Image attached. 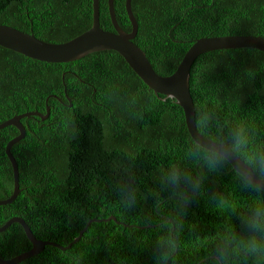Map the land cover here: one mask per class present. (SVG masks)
<instances>
[{
  "label": "trees",
  "instance_id": "16d2710c",
  "mask_svg": "<svg viewBox=\"0 0 264 264\" xmlns=\"http://www.w3.org/2000/svg\"><path fill=\"white\" fill-rule=\"evenodd\" d=\"M132 8L139 24L134 42L163 76L177 70L200 38L264 37V0H133ZM115 10L120 26L131 32L126 0H115ZM93 14V0H0V24L52 43L90 29ZM100 19L105 30H115L108 0H100ZM191 73L203 135L215 139L239 127L254 143L264 144V52H208ZM47 106V119H22L26 136L12 148L21 192L0 206V227L22 217L38 239L66 247L92 219L115 216L117 221L92 222L69 249L48 245L19 264H159L155 243L172 235V225L166 233L162 218L178 214L159 176L175 164L204 172L206 179L183 215L171 264H212L211 250L226 231L247 238L240 215L264 195L243 191L232 170L207 171L200 161L188 159L196 141L183 108L149 88L117 51L49 63L0 46V124L30 111L46 115ZM19 133L14 125L0 130V200L14 192L6 147ZM129 183L138 198L130 209L121 202ZM32 247L20 223L0 233L4 259ZM236 264H264V257L240 258Z\"/></svg>",
  "mask_w": 264,
  "mask_h": 264
},
{
  "label": "water",
  "instance_id": "95a60500",
  "mask_svg": "<svg viewBox=\"0 0 264 264\" xmlns=\"http://www.w3.org/2000/svg\"><path fill=\"white\" fill-rule=\"evenodd\" d=\"M132 1L126 0V10L132 23L131 32L125 31L120 26L115 10V0H108L110 16L115 30H105L101 25L100 0H93L94 14L92 27L72 40L61 43L47 42L32 33L24 32L9 25L0 24V46L21 53L27 57L49 63H69L80 60L95 52L105 50L117 51L149 88L157 94L175 99L177 104L183 108L189 133L195 141L206 137L198 129L196 106L191 93V69L195 61L203 54L224 49L250 48L264 52V37L258 35H224L200 38L190 47L177 70L171 75L163 76L155 71L146 52L134 42L139 32V24L133 12ZM50 111V106H47L46 115L41 112L30 111L16 115L0 124V130L14 125L20 131V134L9 141L6 147L7 155L11 160L14 170V192L8 199L0 200V206L11 204L21 192L19 165L16 157L12 153V148L26 136L27 130L22 123V119L24 117L38 115L45 120L49 117ZM101 220L117 221V218L111 216L105 219H92L80 232L79 236L69 246L65 247L53 241L38 239L24 218L13 217L5 225L0 227V233L6 231L13 223H20L29 240L32 242L33 247L31 250L12 259H4L0 254V264H19L39 254L48 245L67 250L81 240L92 222Z\"/></svg>",
  "mask_w": 264,
  "mask_h": 264
},
{
  "label": "clouds",
  "instance_id": "9594fccd",
  "mask_svg": "<svg viewBox=\"0 0 264 264\" xmlns=\"http://www.w3.org/2000/svg\"><path fill=\"white\" fill-rule=\"evenodd\" d=\"M204 126L207 127L206 124ZM187 158L200 161L207 171L232 170L243 191L264 195V144L254 143L242 128H233L226 136L215 139H198L190 145ZM205 179L204 172L194 173L182 164L161 171L159 182L174 199L178 214L162 218L166 233L168 225H172V235L165 234L155 243L159 264H171L176 246L175 235L182 231L183 215L200 195ZM121 202L123 207L129 209L138 202L131 183L123 186ZM240 222L247 238L235 230L223 233L211 250L212 264H236L240 258L264 257V199L253 201L247 211L240 215Z\"/></svg>",
  "mask_w": 264,
  "mask_h": 264
}]
</instances>
